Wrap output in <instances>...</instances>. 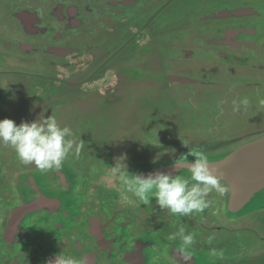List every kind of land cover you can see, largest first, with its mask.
Returning <instances> with one entry per match:
<instances>
[{"label":"flooded vegetation","instance_id":"af4514ba","mask_svg":"<svg viewBox=\"0 0 264 264\" xmlns=\"http://www.w3.org/2000/svg\"><path fill=\"white\" fill-rule=\"evenodd\" d=\"M247 3L244 0H0V21H6L13 33L11 39L1 40L2 46L14 50L16 47L12 51L15 54L0 56V63L7 60L0 65V75L24 77L30 84L27 92L16 93L17 103L0 86V119L11 118L19 124L22 120L37 118L42 109L53 106L55 114L51 115L58 123H65L72 129L70 139L82 147L83 142L94 141L93 134L97 133L96 127L101 120L91 119L88 114L79 115L76 119L66 114L69 119L63 116L62 110L95 106L99 101V92H122L125 97L118 110L123 113L127 109L125 106L130 105L127 95L131 96L137 86L146 87L149 96L157 101L150 110L159 112L168 108L169 102L178 105L184 97L196 99L201 91L206 95L205 90L215 86L217 103L229 108L239 98V92H235V96L228 93L227 102L223 100L230 82L235 90L242 89L243 93L257 92L264 85V78L259 81L264 76V19L259 18L264 14V11L260 12V4L264 7V0H252L248 6L250 11L246 10ZM8 40L10 44L4 45ZM19 43L32 45L26 47L27 52H32H23L17 47ZM11 57L14 59L11 60ZM4 66L7 69H3ZM211 74L218 76L207 79ZM163 90L167 92L164 102V96L160 95ZM13 104L16 105L11 107ZM19 107L25 113L19 114ZM207 108L192 105L189 124H184L185 133L190 128L194 135L208 132L204 115ZM152 112L148 111L150 116L145 114L141 123L131 125L124 134L111 131L103 135L101 143L111 138L127 143L140 138L144 129L159 138L160 131L152 133L150 130L156 127L154 116L162 113L152 115ZM73 123L80 125L75 127ZM0 145L2 149H11L10 146ZM73 154L75 152L71 153L73 158L80 159ZM15 156L14 151L0 155V172L6 168L4 160L9 163L8 159ZM17 162L11 167L27 173L21 175L24 181L20 184L18 179H14L16 185L14 183L13 192L19 185L29 191H15V202L18 207L28 203V210L23 208L26 211L18 209L15 212L18 207H13V215L7 218L6 230L2 232L4 244L10 243L14 237L10 229L14 221H21L24 225L38 215L41 225H54L51 224L53 215L42 212V209L46 207L52 213L63 201L64 189L61 188L66 186V183L60 182V188L52 190L43 182L52 175L60 179L57 173L62 171L63 165L54 169L53 174L49 173L50 170L42 174L34 164ZM32 172L39 174L43 181L34 177ZM60 176L62 179L63 176ZM45 193L47 195L43 196ZM112 193L116 194L114 190ZM121 196L122 193H119L114 198ZM77 212L78 207L74 213ZM199 214L198 220L199 215H190L195 230L189 228L188 233L199 234L204 240L218 238L219 235L212 236L215 235V226L207 223L206 214ZM55 217L54 222L58 223V215ZM141 218L149 219L145 212L141 213ZM194 220L197 222L194 223ZM198 224H202V232L196 227ZM27 225L23 227L24 231H28ZM256 225L232 226L220 237H238L239 231L249 230L264 238L258 233ZM175 226L179 228L177 222ZM262 229L264 231V227ZM90 232L100 235L98 237H109L101 231L92 229Z\"/></svg>","mask_w":264,"mask_h":264},{"label":"water","instance_id":"95a60500","mask_svg":"<svg viewBox=\"0 0 264 264\" xmlns=\"http://www.w3.org/2000/svg\"><path fill=\"white\" fill-rule=\"evenodd\" d=\"M246 1V10H249L248 6L252 0H244ZM260 7V12L264 11L262 3ZM259 18L264 19V14L259 15ZM12 34L7 22L0 21V48H6L2 46L1 40L11 39ZM262 36L264 39V33ZM8 44L10 40L4 45ZM28 46L32 45H17L23 52L31 53L32 51L27 52ZM9 49L15 51L16 47L15 50L12 47ZM13 59L11 57V60ZM21 78L27 81L26 78ZM262 79L261 77L259 81ZM240 94L234 101L239 103L242 99H247L249 103L247 106H241L239 110H235L234 105L231 106L230 113H233L230 118L233 120L230 121L229 118L230 125L226 131L217 134L208 131L201 136L194 135L193 132L189 134L187 131V135L178 134L177 137L173 136L175 141L168 142L170 138H157L144 129L140 138L130 141L132 143L122 144L117 150L120 156H126L125 163L131 173L147 175L164 171L177 176L188 175V165L194 159L188 154L189 147L203 151L210 166L217 170L216 174L222 175L224 182L229 185V192L224 197H219L215 192L211 193L209 199L213 201V206L202 212L206 214L207 223L215 226V235L212 236L219 235V239L204 240L201 235L196 234L190 247H184L179 238L169 240V234L177 232L181 227L186 233L189 228L194 231L193 218L190 215L170 214L167 209L159 210L155 198H152L150 206L137 203L131 193L123 192L122 187L110 174L111 167L120 156L106 167L100 165L102 159L99 156L96 157L98 162L94 161L95 159L87 162L90 159L83 158L82 153L85 149L88 152L93 143L91 141L83 142L78 154L79 160L74 158L75 161L69 162L67 158L63 162L62 171L57 173L60 179L57 180L55 175H52L43 181L39 174L32 172L34 177L45 182L52 190L59 189L60 182L66 183V186L61 188L64 189L63 201L52 213L50 209H45L46 207L42 209V212L53 215L51 224L54 225H41L38 215L31 222H24V225L21 221H14L10 228L14 237L7 244L2 243V232L6 230L7 218L13 215V207H18V204L15 202V191L13 192L15 181L7 180L6 184L10 186L8 188L3 180V188H0V264H33V261L34 264H46V261L59 253L66 254L82 264H264V238L256 236L254 240L257 241L252 243L250 237V240H242L239 236H224L225 239L220 237L232 226L239 224L255 223L260 228L264 227V85L258 88L257 92L253 90ZM156 128L159 131L161 127ZM185 141L188 147L182 143ZM75 144L78 145V142ZM93 149L90 151L94 152ZM9 151L12 153L14 150ZM11 159H8L9 163L4 160V175L13 180L18 179L20 184L24 181L21 175L27 172L12 168L13 163L17 164L19 159L17 156ZM52 172L53 170L49 171ZM60 175L63 176L62 179ZM113 190L116 194L122 193V196L115 199ZM125 196L132 202H127ZM78 198L79 204L76 203ZM27 207L28 203L23 204L15 208V212L18 209L28 210ZM76 207L78 212L74 213ZM142 212H145L149 219H140ZM195 214L199 215L198 220L201 215H192L195 217ZM56 215L58 223L54 222ZM197 220H194V223ZM164 221L169 224H163ZM176 222L179 228L175 226ZM26 224L28 231L23 229ZM201 226L202 224L196 226L200 232ZM92 229L104 232L109 237H98L100 235L90 232Z\"/></svg>","mask_w":264,"mask_h":264},{"label":"clouds","instance_id":"9594fccd","mask_svg":"<svg viewBox=\"0 0 264 264\" xmlns=\"http://www.w3.org/2000/svg\"><path fill=\"white\" fill-rule=\"evenodd\" d=\"M249 101H234V109L247 106ZM31 111V109H30ZM42 109L37 118L22 120L17 124L11 118L0 119V144L10 146L20 162L25 165L34 164L41 172L59 169L69 154L80 152V147L70 139L73 136L69 126L61 127L52 115H45ZM185 147L188 143L182 142ZM188 154L194 159L188 165V175L177 176L172 172L155 171L147 175L131 173L125 163L126 156L121 155L111 167V176L122 187L124 193H131L140 205L150 206L152 198L159 210L167 209L170 214L188 216L202 213L213 206L209 195L213 192L224 197L229 192V185L222 175L210 166L207 156L201 150L188 148ZM118 161V162H117ZM125 200L128 197L125 196ZM179 238L184 247H190L195 241L192 233H186L181 227L168 236L169 240ZM46 264H82L66 254L59 253Z\"/></svg>","mask_w":264,"mask_h":264},{"label":"rangeland","instance_id":"374dc122","mask_svg":"<svg viewBox=\"0 0 264 264\" xmlns=\"http://www.w3.org/2000/svg\"><path fill=\"white\" fill-rule=\"evenodd\" d=\"M2 30H4L3 27H2ZM11 54H12V49L0 48V56H4V55L6 56V55H11ZM6 61L5 60L2 61L0 63V65L1 66L4 65V63H6ZM4 67H7V66H4ZM215 76L217 77L218 74H211L210 78H207V79L216 78ZM262 78H264V76ZM202 80L204 81L205 79H203V77H202ZM29 85L30 84H28V82L23 80V78H21V77H17L14 75H8V74L0 75V86L3 87V89L5 90V92L7 94L11 95V99L15 100L16 103H17L16 93L27 92ZM234 87L235 86H232V84L230 82L229 88H227V90L223 94V100L224 101H226V102L228 101V98H227L228 93H233L234 96L236 94L235 92H239V94L241 93L242 89L240 91H237L234 89ZM132 88H134V86ZM215 89H216L215 86H212V87L205 90V92H207L206 95L203 91H201L202 94H199V97H197L196 99H190L188 97H184V98L180 99L178 105L176 103L169 102L170 105L168 108H162L159 112H152V110H150V109L157 102V101H155L156 99L153 98L152 95L149 96V94L146 91V87L143 88L141 86H137L135 91L133 93H131L132 94L131 96L127 95L128 99H130V105L125 106V107H127V109L123 113L119 112V110H118V108L120 107L119 103H121V101L125 97L122 94V92H120L119 94H118V92L115 93V91L110 92V93H106V94H103V92H99L98 93L99 94V97H98L99 101L97 102V105L92 106V107L89 105H84L79 109H77V108H70V109L63 108L62 114L66 118L74 117L75 119L79 115L82 116L84 114H88V116L91 119H96V120L100 119L101 120L96 127L97 133L94 132V134H93L95 136V139H93L94 141L90 146V149H93L94 147H97L99 149H95V150H97L96 152L95 151L92 152V151H90V149L88 150V152H86V149H85L83 157L90 159V160H87V162H92L93 159H95L94 161H97L96 157L99 156L100 159H102L101 163L102 162L104 163V164L100 163V165L101 166L103 165V167H106V166L110 165L111 163H113L115 158H118V156H120L119 153L117 152V150L121 147L122 144H125V143L121 142V140H116V139L111 138L110 140L106 139L105 143L102 144L100 140L103 137V135L108 134L111 131H115L118 134H124L127 129L131 128V125H134L135 123H139V122L141 123L143 118H144V115L147 114L148 111H149V113L152 112V115L155 113H162V114L155 115L153 118V122L155 123V126L161 127L159 130L161 133H159V135H161L163 137L170 138L169 140H167L168 142L169 141H175L173 139V136L177 137L178 134L179 135H181V134L187 135V133H185L186 126L184 124H186V125L189 124V117L191 118V115H192L191 114L192 105L208 106V108L206 109L207 112L204 113V115L206 116V120H207L206 121L207 131L214 132L216 134H217V132L221 133L223 131H226L230 125V123H228L229 118H230V114L233 112L230 113L231 106L228 108L226 106H222V104L217 103L216 100L218 98V93L214 92ZM111 93H113V94H111ZM166 93L167 92L164 90L160 91V95H162V97L164 96L162 99V102H164L166 100V96H165ZM103 96H105L106 99H108V100L106 101ZM158 96H159V94L157 95V97ZM94 100H96V99L94 98ZM145 100H146V102H145ZM92 101H90V102H92ZM15 105L16 104H13L10 106L14 107ZM31 107H34V106H31ZM53 108H54L53 106H49V107L47 106V108H46L47 111L45 112V114L54 115L55 113L52 111ZM86 108H90V109H86ZM208 110H209V112H208ZM18 111H19V114L25 113L23 109H20V107H19ZM149 113L147 115L150 116ZM66 114H68L69 117H67ZM75 119H72V120H75ZM231 120H233V119L230 118V121ZM70 124H72V122ZM78 124L79 123H75V124L73 123V125L75 127H77ZM59 125L66 126L65 123H62V122H59ZM83 129H87V128L84 127ZM87 130H89V129H87ZM151 130L153 131V133L159 132L156 127L151 128ZM117 133H116V135H117ZM190 133H192V128L189 129V134ZM207 133L208 132H203V133L198 134V135L201 136V135H205ZM97 135H99V136H97ZM121 138H123V136ZM128 142L132 143L129 140H128ZM9 149L10 148H6V147L4 149H2L1 145H0V155L10 154L11 151H9ZM11 150H12V148H11ZM12 155H14V154H12ZM67 158H68L69 162H72V160L75 161V159L73 158V156L71 154H69V156ZM66 162H68V161H66ZM66 164H65V166L67 167ZM0 179H2L0 181V186L2 185L1 182H3V180H4V183H5L4 185H6L8 188L10 186H8L6 184V181L7 180L11 181V182L14 181L10 176L5 177L4 172H0ZM20 180H21V177L19 178V182H20ZM15 185H16V182H15ZM6 186H4V187H6ZM22 188H24V187L19 185L18 188L16 187L15 191H20L19 189H22ZM256 228L258 229V233L260 235H262V234L264 235V232L262 233V231H263L262 228H260L258 225H256ZM238 236L242 240H250L249 237L255 238L257 236V234L254 232H250L249 230H241L238 232ZM256 241L251 240L252 243H254Z\"/></svg>","mask_w":264,"mask_h":264}]
</instances>
